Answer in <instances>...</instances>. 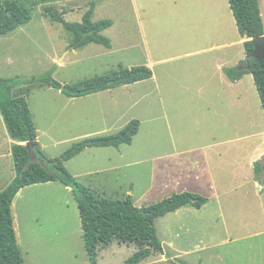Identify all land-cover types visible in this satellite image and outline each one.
I'll return each mask as SVG.
<instances>
[{"label":"rangeland","instance_id":"obj_1","mask_svg":"<svg viewBox=\"0 0 264 264\" xmlns=\"http://www.w3.org/2000/svg\"><path fill=\"white\" fill-rule=\"evenodd\" d=\"M2 1H16L28 8L32 21L14 33L0 36V79H27L51 73L58 83L72 85L108 75L120 66L151 69L148 62H154L151 70L155 80L85 98L67 99L62 93L58 96L57 91L41 85L17 90V95L27 99L40 132L38 143L44 158L34 161L32 153V161L46 167L48 161L60 158L79 141L113 136L131 121L143 124L144 120L140 138H134L133 147L87 149L66 164L81 185L107 199L126 201L131 197L138 208L183 192L208 199L200 210L188 206L158 219L156 229L163 254L154 253L140 264H264V110L253 76H247L246 81L253 89L257 111L253 120L261 134L253 142L223 144L227 139L201 136L199 126L189 122L188 115L179 117L172 113V107H166V117L162 107L150 106L148 93L156 81L163 80L165 69H183L193 60L182 59L175 64L159 61L170 55L184 56L198 48H207L208 43L196 42L189 29L183 31L186 27L181 25V16L191 0H178L181 8L178 15L170 11L165 0L151 3L137 0L135 8L129 3L120 5V0ZM261 3L264 4L263 0ZM92 4L99 5L93 22L110 20L114 24L103 33L111 40L112 49L95 44L71 49L73 37L52 21L48 10L66 13L67 22L81 23ZM175 19V27L162 25ZM141 28L146 30V38L140 36ZM204 31L201 29L199 38ZM231 41L234 44L231 49L219 50L229 61L245 54L247 39L236 27ZM243 61L234 68L239 69ZM197 121L201 122V117ZM1 138L0 153L7 152L8 146ZM204 144L210 145L206 156L201 153L188 156L192 161L184 171L187 179L153 196L144 195L149 189L151 167L124 166L142 154L148 158L149 148L156 155L168 152L174 145L194 150ZM256 146L258 151L254 149ZM142 148L141 154L138 149ZM257 152L263 156L257 157ZM6 164L5 160L0 162V166L9 170L0 181V191L13 178ZM259 166L262 172L257 174ZM66 189L60 183L26 189L15 200L12 213L23 264H90L78 205L71 190ZM129 190L131 195H127ZM136 251L135 245L114 242L99 249L98 264H126Z\"/></svg>","mask_w":264,"mask_h":264},{"label":"trees","instance_id":"obj_2","mask_svg":"<svg viewBox=\"0 0 264 264\" xmlns=\"http://www.w3.org/2000/svg\"><path fill=\"white\" fill-rule=\"evenodd\" d=\"M239 34L246 38L245 53L250 68L224 69L226 77L232 82L240 81L244 76L252 75L264 110V59L254 58L253 40L264 36V23L259 0H228ZM52 21L59 24L73 37L69 48L84 49L91 44L112 49L110 39L103 33L113 26L110 20L93 22L94 5L85 13L81 23H70L64 18L66 13L49 11ZM32 21L31 11L16 1L0 0V36L16 32ZM153 72L147 67L127 69L120 66L108 75L81 81L72 85H62L52 79L51 73L41 77L0 79V112L10 138L19 144L32 143V152L42 157L38 143V131L24 95L16 91L24 87L41 85L62 92L68 98L79 99L117 88L151 80ZM141 123L131 121L121 132L113 136L87 138L71 146L60 158L48 161L46 167L30 162V152L26 145H14L12 158L16 178L4 190L0 191V264H23L14 227L12 206L17 195L31 186L60 183L71 190L78 205L83 230L85 248L90 264H98V252L114 242L135 245L137 251L126 264H140L152 254H163L158 238L156 222L168 214L192 206L200 210L208 199L193 193L173 194L169 198L138 208L132 198L126 201L107 199L95 190L81 185L69 173L66 164L87 149L119 148L130 146L138 135ZM262 172L256 167V173Z\"/></svg>","mask_w":264,"mask_h":264},{"label":"crops","instance_id":"obj_3","mask_svg":"<svg viewBox=\"0 0 264 264\" xmlns=\"http://www.w3.org/2000/svg\"><path fill=\"white\" fill-rule=\"evenodd\" d=\"M93 1L104 2L105 0ZM147 1L151 3L153 0ZM160 1L162 0H156V2ZM165 1L169 3L170 11L178 15L181 9L178 6V0ZM125 3H129L134 8L137 6V0H120V5H124ZM259 3L264 23V4L262 5L261 0H259ZM93 5L96 11L99 5L96 6L95 4H92L91 7ZM156 5L162 4L155 3V6ZM136 18L139 26H142V21L140 20V17L138 18L137 13ZM173 18L174 17L172 16L171 19ZM176 19L172 22L169 21L168 23H163L162 25L167 27H175ZM215 20H217L219 23H215ZM181 25L182 27H186L183 28V31L187 32V30L189 29L188 33L196 42L205 41L206 43H208L207 48H198L197 50L187 53L184 56L170 55L165 57V60L159 61V63L162 62L167 64H175L182 59L193 60L188 64L187 67H184L183 69H177L176 67H167L165 69L163 80L156 82L154 81V89L150 93H148V98L151 99L150 106L152 105V107H162V112H164L166 117V107H172V113H175L179 117L181 115H188L190 119L189 122H195L197 123L196 126H199L198 132L201 134V136L227 139L223 142V144L233 145L236 143H244L250 141L253 142L261 134L256 130L258 125L255 124L253 120L257 111L254 109L252 86L249 82L246 81V77L249 75L244 76L238 82H232L226 77L224 73V69H232L235 66L239 65L244 59H246V53L239 56V58H237L238 60L234 59L232 61H229L228 59L222 57V53H219V50H228L231 49L234 45L231 41V36L234 37L237 24L229 1L191 0L189 2L187 10L183 11V14L181 16ZM203 28L205 29L203 36L199 38L200 31ZM197 31H199V33L194 34ZM139 34L142 38H146L147 36L146 30L144 28H141L139 30ZM203 45L206 46V44ZM223 55L229 56L228 54ZM153 65L154 62L150 60L148 62V66L152 69ZM155 79L156 76L153 73V78L150 81ZM57 92L59 93L58 96H61L62 92ZM66 98L74 100L72 98ZM214 107L217 108L215 109ZM176 110L180 114H177ZM198 117H201V122L197 121ZM2 122H4L3 118L0 117V136L2 137L1 140H3L8 146V151L0 153V162L5 160V162L7 163L6 166L8 167V169H10V172H12L13 175L12 181L7 184L5 188H3L4 190L16 178V172L12 158V148L14 145L26 144H19L17 142H14L7 132L5 123L3 125ZM143 124L141 123L139 133L135 137V140L136 138H140L139 135L141 134ZM196 126H193L192 128L195 129ZM180 133H183V131H180ZM39 137L40 132L38 131V139ZM135 140H133V143L135 142ZM0 146H2L1 143ZM128 147H133V145ZM209 147L210 145L204 144L199 148H195L194 150H187L184 149L181 145H174V148L169 150L168 152L156 155H152V153L154 152H151L149 148V156H147L148 158H144L142 154L144 148H142L138 149V152H141L142 156H139L138 158L132 160L131 163L125 164L124 166L127 168L140 166L151 167L149 172V189L144 195L153 196L154 194H160L169 190L171 187L176 186L175 183H181L182 181H185L187 179V175L184 171L186 170L187 163L192 161L188 156L190 154L196 153H201L206 156ZM257 147L258 146L254 148L255 151H258L259 147ZM33 154L36 158L34 161H38L37 155L35 153ZM256 155L257 157H262L263 153L257 152ZM39 160V162H42L41 159ZM34 161H32L31 157L30 162L33 163ZM253 162L254 160L252 159V163ZM43 164H45L44 159ZM118 169L119 168H117L116 170ZM7 172H9V170H5V166H0V181L3 180L5 173ZM209 181L213 184L211 175L209 177ZM54 184L56 183L35 185L26 189L39 188L41 186H50ZM130 187L132 186L130 185ZM26 189H23L17 195L15 200H17V198L20 197L22 192ZM66 190L68 192V188ZM131 194L132 191L129 190L127 195ZM68 203L69 202H67L66 204ZM60 226L62 227L61 223Z\"/></svg>","mask_w":264,"mask_h":264},{"label":"water","instance_id":"obj_4","mask_svg":"<svg viewBox=\"0 0 264 264\" xmlns=\"http://www.w3.org/2000/svg\"><path fill=\"white\" fill-rule=\"evenodd\" d=\"M253 44H254V53H253V57L254 58H262L264 59V36L254 39L253 40ZM250 68V64H249V59H244L243 63L241 64V66L239 67L238 70L242 71V70H246ZM26 147L29 149L30 152V159H31V155H32V143H26ZM177 264H179L178 262H175Z\"/></svg>","mask_w":264,"mask_h":264}]
</instances>
